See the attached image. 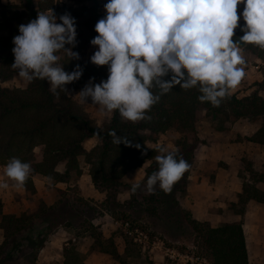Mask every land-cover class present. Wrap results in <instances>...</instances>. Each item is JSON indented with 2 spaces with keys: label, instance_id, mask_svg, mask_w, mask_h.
<instances>
[{
  "label": "rangeland",
  "instance_id": "rangeland-1",
  "mask_svg": "<svg viewBox=\"0 0 264 264\" xmlns=\"http://www.w3.org/2000/svg\"><path fill=\"white\" fill-rule=\"evenodd\" d=\"M51 1L55 11L58 12L64 7L94 5L93 0ZM20 2V0H1L0 15L2 10H6L4 9L6 6L14 7ZM243 9V3L237 6V14L240 16L238 25L245 22L241 15ZM96 14V21L106 15L104 5L96 8ZM94 26L90 25V31H95ZM89 34L85 32L86 36ZM95 50L96 46L84 41L80 49L72 50L79 54V59H70L64 52L58 55L61 56L60 62L63 63L65 71L71 72L76 65H80L83 69L78 80L65 85L68 90L67 95L85 111L95 125L102 127L109 122L112 112L102 110V107L94 104L90 97L86 102H81L78 94L89 83L90 78H93L92 83L105 80L103 77L90 76L88 73V70L95 65L90 61ZM242 55L246 61L243 66L245 76L235 89L230 90V93L243 98L257 91L264 98V60L244 50H242ZM27 84L18 76V72L8 79L0 80L1 87L25 88ZM261 123V115L250 116L231 123L227 122L225 128L220 130L217 126V118L206 116L205 111L201 109L198 112L194 135L188 131L171 128L158 134L155 141L148 140L147 150L140 155L142 163L126 171L122 177L125 186L119 187L116 193V198L120 202H123L126 207L130 206L125 215L129 217L125 219L128 225H124L123 220H116L109 211L104 209V199L106 197L109 199V194L93 189L88 175V165L82 154L77 156L78 167L82 171L80 174L76 173V169L70 168L67 175H62L65 178L64 182L36 174L33 176L34 193L25 190L24 187H16L15 182L5 175L6 164H1L0 183L7 182L9 185L7 189L0 188L2 213L16 217L21 215L29 217L32 216L30 213L35 210L40 201L52 207L48 209L49 211L44 209L45 212L48 211L46 215H42L46 221L32 217L31 225L19 234L6 239V244H3L5 238L0 226V246H5L3 252L0 253V264H21L23 260L28 264H36L38 253L42 257H51L52 260L60 259L63 243L57 239H54L53 243L49 241L54 231L49 228H53L54 225H58L56 231H65L63 233L66 235L64 242H68L67 246H75L86 264H119L109 255L90 249L92 241L98 238L95 232H100L103 239L111 236L120 252L124 247V235L130 237L132 246L138 248L141 254L140 259L135 261L136 264H175V261H171L166 255V248H175L181 252L194 256L201 255L212 260L210 250L198 230L193 228L190 219H196L215 227L232 218L242 217L244 214L246 217L237 221L244 224L242 228L245 232V239L247 237L249 254L258 255L264 252V203L253 200L242 203L239 200V195L247 184L264 191V183L255 182L253 179L255 174L264 170V145L247 139L260 127ZM183 139L190 143L197 140L193 151L192 166L187 172L186 191L180 193V189L173 190L172 188L169 194L161 196V199L166 202L162 203L163 206L158 204L159 201L156 199L146 200L150 195L144 187L147 176L158 169L154 159L159 154L156 151L157 147L162 145L169 151H176L179 148L177 142ZM98 143L97 138L90 137L83 142V146L86 151H90ZM33 152L35 158L40 160L42 147L40 145L35 147ZM184 155L182 151L178 152L177 158L184 157ZM57 171L61 174L64 171V164L59 163ZM137 182L140 183V187L133 193L131 186ZM188 187H190V193L187 191ZM158 189L157 185L152 194ZM78 199L82 201H77ZM165 205L168 213L172 215L170 218L165 217L166 213H162ZM40 206L42 204H39L38 208ZM146 208H155L163 217L152 216L149 211L145 210ZM240 210L243 212L238 214ZM83 219L85 222L94 224L97 228L95 232H90L91 229L85 227ZM68 223H72L71 229L68 228ZM36 246H43L45 249L41 251V248ZM35 253L36 257L33 258ZM263 263L251 262L249 264Z\"/></svg>",
  "mask_w": 264,
  "mask_h": 264
},
{
  "label": "trees",
  "instance_id": "trees-1",
  "mask_svg": "<svg viewBox=\"0 0 264 264\" xmlns=\"http://www.w3.org/2000/svg\"><path fill=\"white\" fill-rule=\"evenodd\" d=\"M20 1V4L14 7L6 6L4 8L6 10H2L0 15V80L8 79L17 73V70L12 67L14 62L12 38L19 34L18 25L28 23L37 17L38 12H47V10H53L57 16V23H60L59 16L67 12L75 18L77 43L72 50L76 51L80 49L84 41L90 43L91 39L97 35L95 31H90V25H95L97 22L96 8L107 3V0H93L94 5L91 7H64L60 13L55 11L51 0ZM244 24L245 22L241 23L234 30V40L239 41V37L244 34L241 30ZM85 32L90 34L86 36ZM66 47L70 46L66 45ZM239 47L264 60V49L259 46L241 42ZM88 73L90 76L97 75L106 80L108 67L94 65L88 70ZM169 78L165 77V79ZM153 91L159 93V89H153ZM199 95L201 93L197 88L184 90L179 85H175L171 91L161 95L159 102L147 113L151 117L150 120L133 123L124 120L118 112L114 111L109 122L98 127L85 111L63 91L59 92L58 97L54 96L49 91L47 80L36 79L28 83L25 88L0 86V165L6 164L12 157L29 163L32 172L24 188L34 193L33 176L36 174L59 182L65 181L62 175H67L70 168L76 169V173L80 174L82 171L78 167L77 156L82 154L88 165V175L94 188L109 194V199L107 197L104 199V209L109 211L116 220L125 221L129 218L125 215L130 206L126 207L123 202H120L116 198V193L119 187L125 186L122 177L126 171L142 163L140 155L147 150L146 142L148 140L155 141L158 134L176 128L194 135L198 112L201 109L205 111L206 116L217 118V126L220 130L225 128L227 122L231 123L240 118L261 115L260 127L247 139L264 145V98L257 91L243 98H238L236 94L230 93L218 107L212 106L210 102H200ZM113 130L118 136L127 138L129 143L114 144L112 136L109 135ZM90 137L97 138L99 143L92 150L86 151L83 142ZM196 141L195 139L190 143L183 139L177 142L178 152L185 153L182 158L189 162L190 168ZM39 145L42 147V156L40 160H37L33 151ZM59 163L64 164V171L61 174L57 171ZM187 172L174 184L173 190L180 189V193L186 191ZM253 179L255 182L264 183V170L255 174ZM164 195L167 193L159 188L146 200L156 199L159 201L158 204L163 206L162 203L166 202L161 199V196ZM239 200L242 203L249 200L264 203V191L254 185L247 184L239 195ZM77 201L82 200L78 199ZM39 204L42 206L38 208ZM51 207L52 205L46 206L40 201L35 210L30 213L32 216L16 217L2 213L0 200V226L5 238L3 244L7 243L6 239L19 234L30 226L33 221L32 217L45 220L42 215H46ZM45 208L48 211L45 212ZM145 210L149 211L152 216L163 217L158 214L155 208H146ZM242 212L243 210H240L238 214ZM162 213H166L165 217L167 218L172 217L168 213L166 205ZM83 223L85 227L91 229L90 232H95L97 229L92 222L84 221ZM190 223L201 234L202 240L210 250L213 264H249L242 222H224L215 227L208 226L205 222H199L196 219H190ZM56 226L58 225L49 229L55 230L58 228ZM67 226L70 228L72 223H68ZM94 234H97L98 238L92 241L91 250L105 253L119 264H136L135 261L140 259L141 254L138 248L132 246L130 237L124 235V248L120 253L111 236L103 239L100 232ZM36 247L40 249L43 246ZM3 248L5 249V246H0V253L3 252ZM62 256V264H85L75 246L64 245ZM35 257L36 253L33 254V258ZM21 264L28 263L23 260Z\"/></svg>",
  "mask_w": 264,
  "mask_h": 264
},
{
  "label": "clouds",
  "instance_id": "clouds-1",
  "mask_svg": "<svg viewBox=\"0 0 264 264\" xmlns=\"http://www.w3.org/2000/svg\"><path fill=\"white\" fill-rule=\"evenodd\" d=\"M241 3L244 34L237 41L233 37ZM104 9L106 15L94 26L97 35L90 44L96 50L90 61L106 65L108 77L100 83L90 78L78 94L81 102L90 97L102 110L116 111L133 123L150 120L147 113L175 85L197 88L200 102L218 107L245 76L239 44L264 49V0H107ZM59 21L52 10L38 12L35 19L18 25L19 34L12 38V67L18 76L27 83L47 80L49 91L57 97L60 91L67 95L65 85L83 72L80 65L67 72L60 62V52L70 59H79V54L72 51L77 43L75 18L65 12ZM109 135L116 145L129 143L114 130ZM156 151L158 169L147 176L144 186L148 194L157 185L170 192L190 168L187 160L177 158L178 149L169 151L161 145ZM31 172V165L16 157L5 165L6 177L18 188L25 186ZM8 187L7 182L0 183V188ZM139 187L137 182L131 191Z\"/></svg>",
  "mask_w": 264,
  "mask_h": 264
},
{
  "label": "crops",
  "instance_id": "crops-1",
  "mask_svg": "<svg viewBox=\"0 0 264 264\" xmlns=\"http://www.w3.org/2000/svg\"><path fill=\"white\" fill-rule=\"evenodd\" d=\"M90 177V176H89ZM190 186V185H189ZM93 187V189H94V186H92ZM187 191H188V193H190V187H188V189H187ZM190 207V206H189ZM191 211V213L193 214V210L191 209L190 210ZM193 216H194V214H193ZM195 217V216H194ZM243 218H245L246 217V214H244L243 216H242ZM241 216L240 217H238V218H232L230 221H224V222H231V221H237V220H241V218H242ZM242 227H244V224H242ZM70 229H71V227H70ZM55 231V232H54ZM53 231V233L50 235V237H49V241H50V243H53V241H54V239L56 240H61V243H63V246H62V248H61V256H60V259L58 258V259H55V260H52V258L50 257V258H48V257H42L41 256V254H37V260L35 261L36 262V264L38 263V264H62V259H63V256H62V249H63V247H64V245L66 246V244H68V242H64V239H65V237H66V235L65 234H63L65 231H63V232H60V231H56V229ZM244 231V230H243ZM244 234H245V232H244ZM69 241V240H68ZM246 247H247V253H248V261H249V263H251V262H256V263H263L262 261H264V252H260L258 255H250L249 254V248H248V246H247V237H246ZM124 248V247H123ZM45 248L44 247H42L40 250L42 251V250H44ZM117 250L119 251V249H118V247H117ZM122 251H123V249H122ZM120 252V251H119ZM121 253V252H120ZM103 254H105V253H103ZM56 260H57V262H56ZM85 264H86V262L85 261H83ZM264 264V263H263Z\"/></svg>",
  "mask_w": 264,
  "mask_h": 264
},
{
  "label": "built area",
  "instance_id": "built-area-1",
  "mask_svg": "<svg viewBox=\"0 0 264 264\" xmlns=\"http://www.w3.org/2000/svg\"><path fill=\"white\" fill-rule=\"evenodd\" d=\"M123 222L124 225H128L127 221ZM166 255L171 259V261H175V264H213L211 260L204 256H194L186 252H181L175 248H166Z\"/></svg>",
  "mask_w": 264,
  "mask_h": 264
}]
</instances>
